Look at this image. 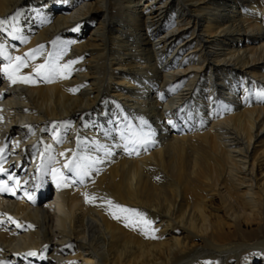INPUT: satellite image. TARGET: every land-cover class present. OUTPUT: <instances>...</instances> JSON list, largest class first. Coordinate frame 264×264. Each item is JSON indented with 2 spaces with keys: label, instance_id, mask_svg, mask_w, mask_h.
<instances>
[{
  "label": "bare ground",
  "instance_id": "bare-ground-1",
  "mask_svg": "<svg viewBox=\"0 0 264 264\" xmlns=\"http://www.w3.org/2000/svg\"><path fill=\"white\" fill-rule=\"evenodd\" d=\"M12 16L7 55L59 38L60 63L79 62L52 82L0 73V165L15 178L0 174V262L264 264V0H0ZM72 152L101 162L81 181L62 167ZM108 200L151 224L126 227L138 218Z\"/></svg>",
  "mask_w": 264,
  "mask_h": 264
},
{
  "label": "snow or ice",
  "instance_id": "snow-or-ice-1",
  "mask_svg": "<svg viewBox=\"0 0 264 264\" xmlns=\"http://www.w3.org/2000/svg\"><path fill=\"white\" fill-rule=\"evenodd\" d=\"M15 20L16 17L12 16L9 18H0V31L4 29L6 25L9 24V20ZM13 31H18L15 27V25L12 26ZM78 30V29H73ZM13 39H16L17 37L13 35ZM58 41L59 38L56 40L51 41L54 51L48 52L45 54V45L41 44L38 45L37 48L30 50L29 52L25 53L24 56H16L12 57L10 55H7L6 52L4 51V45L0 44V56H5L7 55V60L8 63L4 64L2 68H0V73H3L4 75L7 76L8 80L12 84L16 83H25V84H30V83H35L37 78H43L47 82H52V80L56 77H60L63 79H67L71 75L72 71V65L78 63V60H69L66 63L61 64L60 61L63 59V56L66 55L67 53V45L63 46H58ZM75 41H70L68 43H74ZM38 56H45V60L43 63L36 64L34 66L33 72L34 75H23L22 69L26 68L29 66L28 62L29 61H35ZM82 59V58H81ZM78 89H70V91H77ZM262 98H264V93L261 94ZM142 124H146V121H141ZM134 139H129V144H135L137 140L143 142V143H148V140L145 135H141L140 133L134 132L131 134ZM123 136V134H122ZM59 142V141H58ZM93 143H96L93 141ZM50 147V146H49ZM87 144L84 141L78 140L77 141V148H86ZM125 148H128V145H125ZM48 149H46L47 151ZM105 152L106 156L111 155V151L108 148L103 149ZM71 151V150H69ZM3 152L4 149L0 148V161L3 160ZM60 156H65L64 152H61L59 154ZM50 161L58 163V161H55V157H50ZM101 160L99 158H93L91 156L87 155H80L78 152H72V156L67 159V162L63 164V169H67L69 173H72L76 178L80 179L81 181L83 180L84 176L89 175V170L93 168L94 165L100 163ZM42 168H44L46 171H50L53 179L54 180H61V181H67L68 177L64 176L63 172L60 169L56 168H51L49 169L46 165H41ZM0 174L7 175L8 180H14V176L10 173L7 172V169L3 168L2 165H0ZM74 182V181H73ZM19 182L17 181V184ZM58 186H61L58 183ZM64 187H67L68 184L64 183ZM3 191H8V188L5 184L4 180H0V192ZM27 194V193H26ZM86 195V200L87 202H92L95 200V197H92L91 199L88 198L87 194ZM29 199H32L31 196H29ZM108 205L114 206L115 209H117L121 213H127L130 214L132 217L138 218V220H132L129 223H126L125 226H135L138 223H142L144 225H150L151 221H148L144 214L139 212L136 209H131L119 204L113 205V202L111 200L107 201ZM113 218L115 219H121L119 215L113 214ZM11 219V217H9ZM125 219H128V216H125ZM13 223H16L13 221ZM17 227H22V225L18 224L16 225ZM31 227V225H29ZM147 235V232L144 233ZM151 238H155V236H152ZM47 247V246H45ZM27 256H32L36 257L38 255L37 252L31 251L26 253ZM0 264H3V262H0ZM206 264H211V262H206Z\"/></svg>",
  "mask_w": 264,
  "mask_h": 264
}]
</instances>
